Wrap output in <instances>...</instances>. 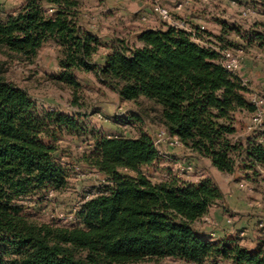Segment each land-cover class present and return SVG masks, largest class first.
Returning a JSON list of instances; mask_svg holds the SVG:
<instances>
[{"label": "trees", "instance_id": "obj_1", "mask_svg": "<svg viewBox=\"0 0 264 264\" xmlns=\"http://www.w3.org/2000/svg\"><path fill=\"white\" fill-rule=\"evenodd\" d=\"M81 8L78 0H26L0 21V264H264L263 241L249 248L241 233L213 240L196 227L223 201L212 177L152 182L143 169L160 154L147 133L95 134L82 163L106 182L82 202L73 225L39 221L20 205L69 189L72 170L60 142L84 131L80 115L41 111L8 77L9 62L33 64L49 42L60 53L53 80L70 88L73 104L82 88L77 73H95L121 100L139 105L135 119L160 125L219 173L258 175L264 167V146L234 139L246 128L243 117L256 112L251 89L217 63V53L171 27L142 30L141 46L120 38L105 45L85 28ZM103 48L101 65L95 57Z\"/></svg>", "mask_w": 264, "mask_h": 264}, {"label": "rangeland", "instance_id": "obj_2", "mask_svg": "<svg viewBox=\"0 0 264 264\" xmlns=\"http://www.w3.org/2000/svg\"><path fill=\"white\" fill-rule=\"evenodd\" d=\"M25 1L0 0V21H5L11 14L16 13ZM78 1L82 5L81 11L85 24L89 26L97 24L99 31L104 36L128 39L131 45L137 44L135 33L139 30V26L133 23L137 20V22H141L142 13L145 10H138V0ZM142 1H145L147 8H150L153 2V0ZM164 1V4L172 11L173 16L179 18L181 14L176 11L177 1ZM192 1L195 3L194 7L191 6L182 14L201 15L206 23L208 35L213 36L214 39L218 37L223 38L221 41H216L223 48L239 47L238 42L242 40L245 42L244 39H247L246 46L244 44L240 45L246 49L243 55V62L246 61L253 68L261 65L262 69L259 75L260 77H264V50H261V46H264V36H261L258 40L259 44L255 45L253 43L254 38L250 36L251 33L255 35V32H252L251 29L255 28L259 23L254 24V18L251 21L253 26L249 22L240 20L241 13L239 11H241L244 5L241 6L240 4L242 3L237 0L223 1H229L230 3L237 1L239 8L233 5L232 7L230 5L228 6L227 2H222V0H210L209 3H205L203 0ZM250 2L254 3L253 0H250ZM157 22L159 21L157 20ZM241 22H245L244 25L246 26L250 25L248 26V30L245 29L246 26H244L245 28L241 26ZM142 24L144 25V23ZM160 25L163 26L161 23ZM236 25L243 30L242 33L240 32L241 30L236 28ZM238 36L241 37V40H237ZM257 36L259 35H255V37ZM102 42L105 45L107 44L104 40ZM101 52H105V50L101 49ZM59 56L58 48L53 42H49L41 49L33 64L20 61L9 62L8 77L18 87L28 91L31 97L37 102L41 111H60L69 115H80L84 131L81 132L79 137L65 134L60 142V146L66 154L63 161L72 170L69 189L63 193H50L41 202L35 200L20 202V205L26 207V211L39 221L50 222L56 220L61 224L69 226L76 223V212L80 209L82 202L93 196L96 190L106 182L104 177L98 174L97 171L82 163L83 154L93 149L95 134L102 133L108 136L135 138L141 133H147L154 139L157 134L163 133L165 130L160 125L153 123L145 117L141 121L135 119V114L141 115L139 113L141 110L139 105L120 100L113 90L99 81L95 73H77V78L82 84V88L77 96L78 104H73L76 97L70 88L66 85L57 84L53 80V77L59 72ZM95 59L98 58L96 57ZM250 82L254 87H262L264 85V80H258L257 76L251 78ZM260 94L264 98V94ZM243 119L245 120L247 128L251 118L243 117ZM246 128L241 131V138L243 140L244 138L252 137V135L246 132ZM190 153L186 149L175 148L170 146L168 142H164L161 147L159 162L151 168L143 169V171L154 183H160L173 177L183 182L196 183L197 180L201 181L204 177H211V171H213L211 164L207 160L196 161L193 156H190ZM178 162L192 163L194 173L190 177L181 175L176 169ZM216 179L229 193L243 195V200L249 204L248 211L256 214L257 216L254 217L259 219L256 223V227L259 229L258 239L264 243V230L259 228V224L264 222V167L258 168V175H254L253 172L247 173L239 170L233 175L217 174ZM236 216L237 214L232 211L229 214V219L232 220L233 226L241 221V218L235 219ZM203 226V222L200 225H196L197 228H202ZM243 230L247 234L249 233L246 231V228ZM255 231L253 230V232ZM255 235H257L256 232ZM211 238L214 239L212 236ZM243 238L245 240L244 245H247L248 238L246 236ZM247 247L254 248L255 246L248 244ZM145 264L186 263L165 259L157 263L147 262ZM207 264L230 263L219 259L216 262H207Z\"/></svg>", "mask_w": 264, "mask_h": 264}, {"label": "crops", "instance_id": "obj_3", "mask_svg": "<svg viewBox=\"0 0 264 264\" xmlns=\"http://www.w3.org/2000/svg\"><path fill=\"white\" fill-rule=\"evenodd\" d=\"M240 1L242 4H240L241 6H253L254 8H256L258 10V15H256V17H254V24H258L255 28H252V32H255V35H259L257 37H255V35H253V33H251L250 37H253V43L259 44L258 40L260 39L261 36H264V1H257V0H253L254 3H251L250 0H237ZM222 2H227V1H223ZM137 4L139 6L138 10H143L145 9L148 10L149 8H147V4L145 3V1L142 0H138ZM194 4H192V7H194ZM228 6L230 5L232 7V4L228 1L227 2ZM237 8H239V6H237ZM239 11V9H237ZM240 12V11H239ZM16 13H14L13 15H15ZM189 15V14H188ZM191 17V19H193L194 21L197 22H203V18L198 15H189ZM152 20L149 21L148 24H142L140 21H134V25L139 26V30L135 33V35L137 36L138 33H140L142 30H145L146 28H152V29H161L162 26L160 25L159 22H157L156 19H154L155 17H151ZM150 18V19H151ZM252 19L250 20H245V22H249L250 25L253 26V23L251 22ZM245 22H242L241 26L244 27L246 25H244ZM100 24V23H99ZM248 25V26H250ZM84 26L86 29H88L90 32L94 33L95 35H97L100 39L104 40L105 42H107L106 45L112 43L114 40H116L117 38H114V36H107V35H102L101 32L98 29L97 24L93 25V26H89L87 24L84 23ZM237 26V25H236ZM248 26H246V30H248ZM238 30H241L238 26L236 27ZM241 33L243 32V30L240 31ZM248 32V31H247ZM245 34V33H244ZM262 34V35H260ZM250 35V34H249ZM219 36V35H218ZM220 37L214 39L213 36H211V40L214 43H217L216 41H221L223 40V38L219 39ZM237 40H241V37L238 36ZM245 42L239 41V47L240 45L244 44V46H246V42L247 39H244ZM250 40V39H249ZM218 44V43H217ZM253 44V45H254ZM138 46H141V44L139 42H137ZM256 48H258V46H256ZM105 50V52H100L96 57L98 59H95L96 62L100 63L101 65L104 64L105 59H106V55L108 53L107 48H103ZM261 50H264V46H261ZM95 57V58H96ZM262 66H258V67H251V65H249V63L247 64L246 61L243 62L242 64V68L240 71V75L244 78V79H248L249 80V88L251 89V94H250V98L253 95H259L261 96L260 93H263V86L262 87H257V86H252L251 85V78H254L255 76H257L258 80H264V77H260L259 72L261 71ZM119 97V96H118ZM120 98V97H119ZM121 100V99H120ZM242 134L239 133L237 134L234 139L235 141L241 139L243 140ZM246 138H244L245 140ZM190 156H195L194 154L190 153ZM196 161L198 160H207L209 162V164H211V161L207 158H195ZM212 166V164H211ZM213 167V166H212ZM213 171H211V177L218 183L217 181V174H220L215 168L212 169ZM205 178V177H204ZM218 186L220 187L221 191L223 192V201L221 203H219L218 206L214 207L210 213L205 216L201 223L203 222V227L200 228V230H202L205 233H209L211 234V236L214 238L213 240H222L224 239L226 236H230L236 233H243L245 232L243 229H247L246 231L249 232L248 234L245 232V236L248 238V244L250 245H254L255 247L261 243V241L258 239L259 238V234L258 231L259 229L256 227V223L259 220L258 218H255L254 216H257L256 214L248 211L249 208V204H247L243 198H242V194H231L229 193V191H227V189H224L219 183ZM229 194V195H228ZM246 210V211H245ZM235 212L237 214L235 219L241 218V221L239 223H237L235 226L232 225V220L229 219V214L230 212ZM200 225V223H197ZM253 230H256L255 232L257 233V235H255V232H253ZM241 235V234H240ZM244 237V236H241ZM245 240L243 241L244 244ZM247 244V245H248ZM247 245H245L247 247Z\"/></svg>", "mask_w": 264, "mask_h": 264}, {"label": "built area", "instance_id": "obj_4", "mask_svg": "<svg viewBox=\"0 0 264 264\" xmlns=\"http://www.w3.org/2000/svg\"><path fill=\"white\" fill-rule=\"evenodd\" d=\"M164 1V0H163ZM153 0L150 8L144 10L141 17V22L148 24L150 18L155 17L161 24V29H167L169 27L186 33L191 40L199 46L211 50L218 54L217 63L224 69L237 74L241 71L243 64V55L246 52L244 46L236 48H223L220 44L214 43L211 40V36L208 35L205 21L197 22L191 19L187 14H182L189 9L193 1L192 0H176V11L181 14L179 18L173 16L172 11L164 4L165 1ZM205 3H209L210 0H203ZM259 1V0H257ZM264 1V0H260ZM233 6L239 5L237 1H232ZM52 11V10H51ZM240 20H250L258 15V10L253 6H244L240 11ZM237 23V21H235ZM242 23V22H241ZM239 23V24H241ZM152 29V28H146ZM243 85L249 87V80L244 79ZM251 102L256 106V112L252 115L249 124L247 125L246 132L252 137L258 139V144L264 146V98L259 95H253ZM164 142H168L170 146L175 148L185 149V146L176 136H170L168 133H159L154 137V145L161 154V147ZM177 171L184 177H190L194 173V166L192 163L176 164ZM198 182V180L196 181ZM259 228L264 230V222L259 224ZM245 232L241 233V236H245Z\"/></svg>", "mask_w": 264, "mask_h": 264}]
</instances>
